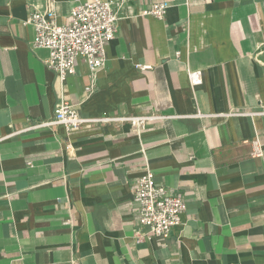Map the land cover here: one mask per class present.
<instances>
[{
  "label": "crops",
  "instance_id": "1",
  "mask_svg": "<svg viewBox=\"0 0 264 264\" xmlns=\"http://www.w3.org/2000/svg\"><path fill=\"white\" fill-rule=\"evenodd\" d=\"M84 1L0 0V264H264V0H113L89 94L84 62L59 81L25 23L32 6L65 23ZM159 1L163 19L140 14ZM61 98L88 119L157 117L33 127ZM146 167L186 210L138 242L131 185Z\"/></svg>",
  "mask_w": 264,
  "mask_h": 264
},
{
  "label": "built area",
  "instance_id": "2",
  "mask_svg": "<svg viewBox=\"0 0 264 264\" xmlns=\"http://www.w3.org/2000/svg\"><path fill=\"white\" fill-rule=\"evenodd\" d=\"M116 6L113 0H86L77 3L71 7L65 23L58 21L51 8L32 6L29 9L25 23L34 30L32 45L47 50L44 64L56 74L59 81L74 74L76 61L81 59L90 77L85 91L89 94L95 90V72L103 66L106 45L115 35L118 19ZM169 7L168 1L153 2L142 8L140 14L163 19ZM139 68L147 69L150 65H139ZM201 75V70H188L191 87L201 83ZM155 117L157 115L88 119L82 117L74 105L61 98L57 101L53 118L50 121H40L33 127L57 124L77 131L92 122H127L139 130L147 120ZM250 142L251 155L260 156L262 148L259 137L254 136ZM131 195L136 205V241H141L143 235L166 238L181 225V215L186 210L183 195L158 183L149 168L146 167L133 181ZM138 228H143L144 233L138 232Z\"/></svg>",
  "mask_w": 264,
  "mask_h": 264
}]
</instances>
